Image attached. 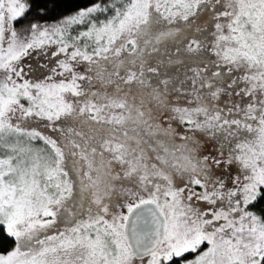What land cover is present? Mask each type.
<instances>
[{
  "label": "snow or ice",
  "instance_id": "6c2138e0",
  "mask_svg": "<svg viewBox=\"0 0 264 264\" xmlns=\"http://www.w3.org/2000/svg\"><path fill=\"white\" fill-rule=\"evenodd\" d=\"M44 12L0 0V264H264V0Z\"/></svg>",
  "mask_w": 264,
  "mask_h": 264
},
{
  "label": "trees",
  "instance_id": "16d2710c",
  "mask_svg": "<svg viewBox=\"0 0 264 264\" xmlns=\"http://www.w3.org/2000/svg\"><path fill=\"white\" fill-rule=\"evenodd\" d=\"M44 12V22L52 23L57 19L73 14L81 8H85L96 0H40ZM36 13L34 12L29 20L34 19ZM14 241L11 238L6 237L0 232V251H7L11 249Z\"/></svg>",
  "mask_w": 264,
  "mask_h": 264
},
{
  "label": "rangeland",
  "instance_id": "374dc122",
  "mask_svg": "<svg viewBox=\"0 0 264 264\" xmlns=\"http://www.w3.org/2000/svg\"><path fill=\"white\" fill-rule=\"evenodd\" d=\"M28 64L31 65L29 72L30 77H43L47 74L48 69L46 67H41V65H47L48 60L43 56H35L34 58H29Z\"/></svg>",
  "mask_w": 264,
  "mask_h": 264
}]
</instances>
